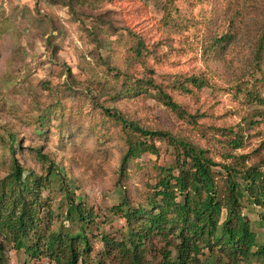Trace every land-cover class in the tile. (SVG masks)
Returning <instances> with one entry per match:
<instances>
[{"label": "rangeland", "instance_id": "rangeland-1", "mask_svg": "<svg viewBox=\"0 0 264 264\" xmlns=\"http://www.w3.org/2000/svg\"><path fill=\"white\" fill-rule=\"evenodd\" d=\"M263 27L264 0H176L173 5L168 0H0V133H15L18 160L37 175L43 172L41 155L51 159L72 196L94 210L99 229L91 236L93 258L100 253L103 264H129L117 250L107 257L97 238L127 239V218L119 207L129 201L132 209L148 208L160 169L174 167L178 154L154 136L147 140L157 153L124 162L126 143L140 142L141 136L93 102L118 109L145 130L168 132L207 151L220 164L213 168L217 173L229 162L227 152L264 169V64L257 70L254 61ZM138 43L144 44V56L134 63L130 49ZM114 67L127 72L131 83L119 80L110 70ZM144 78L153 82L144 93L115 95ZM193 78L206 83L198 87ZM161 91L180 109L167 106ZM252 92L262 101L255 102ZM43 116L44 128L38 124ZM236 135L240 145L232 148L227 140ZM3 145L0 141V180L8 179L12 168ZM60 192L45 191L43 198L58 214L54 229L67 230L71 224ZM245 206L264 241L261 210ZM166 249L159 236L149 240L147 264H160ZM5 253L8 264L31 262L10 245ZM209 256L206 252L202 259ZM32 264L53 263L42 258Z\"/></svg>", "mask_w": 264, "mask_h": 264}, {"label": "trees", "instance_id": "trees-1", "mask_svg": "<svg viewBox=\"0 0 264 264\" xmlns=\"http://www.w3.org/2000/svg\"><path fill=\"white\" fill-rule=\"evenodd\" d=\"M175 1L168 0V3L173 5ZM234 39V36L229 37V40ZM143 56V43L130 49L134 63H141ZM254 61L257 70H261L264 64V27L256 44ZM110 70L125 84L131 83V77L119 67ZM138 81L136 88L130 89L126 85V88L116 90L115 95L121 98L120 94L124 92L125 97L135 96L153 85L151 78ZM190 82L198 87L206 83L199 78ZM251 97L255 102L262 101L255 92ZM161 98L172 109H180L163 92ZM93 104L141 136L140 142L131 139L126 143L128 153L124 162L129 156L135 158L143 152L157 153L156 147L147 140L154 136L167 140L178 151L175 166L160 169L161 177L153 186L154 197L149 199L148 208L132 209L127 203L129 201H124L119 207L118 213L127 218V239L116 242L108 236H98L97 240L100 239L108 250L107 257L111 256V251L117 250L129 264H147L145 247L149 240L159 236L167 244L160 264L264 263V241L254 232L252 222L244 214L245 204L259 208L264 225V169L248 165L247 156L227 152L226 161L229 162L222 164V173H217L213 168L220 164L207 157V151L188 142L177 141L168 132H152L136 122L129 123L118 109L109 105L97 101ZM46 121L47 117H41L39 126L44 128ZM6 132L0 133V141L11 155L12 168L11 176L0 180V264H8L5 253L8 245L18 253L24 252L31 260L29 264L42 258L53 264H92L93 261L103 264L105 258L100 253L93 258L90 252L92 232L99 229L94 210L72 196L70 183L47 156L41 155L43 172L40 175L20 163L17 158L21 149L19 140L13 131ZM234 138L227 141L232 148H238V136ZM45 191H61L66 201L62 203L67 205L65 220L71 224L67 230L54 229L58 214L52 210V203L43 198ZM206 252L210 256L203 260ZM217 253L219 257H215Z\"/></svg>", "mask_w": 264, "mask_h": 264}]
</instances>
